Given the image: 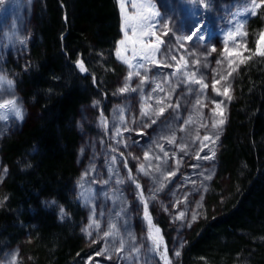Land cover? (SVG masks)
Wrapping results in <instances>:
<instances>
[{
    "label": "rangeland",
    "instance_id": "obj_1",
    "mask_svg": "<svg viewBox=\"0 0 264 264\" xmlns=\"http://www.w3.org/2000/svg\"><path fill=\"white\" fill-rule=\"evenodd\" d=\"M28 2L0 0V55L33 42L35 3L30 6ZM115 2L120 34L110 84L115 85L116 91L111 95L108 115L100 116L96 99L84 109L83 138L89 143L83 141V146L85 153L93 157L88 163L90 157L83 156L82 172L71 188L73 200L88 215L80 228L85 246L91 250L84 264H165V248L169 264H175L194 231L220 212V205L229 195L228 180L221 177L219 166L230 102L223 91L228 87L232 99L238 68L252 55L260 56L257 42L264 33V3L255 0L260 6L254 7L252 0H151L153 10L160 16L153 17V28L144 29L148 34H142L138 26L134 31L127 23L126 31H122L121 3L126 14L132 15L136 11L132 3L147 0ZM246 8L255 15L244 14ZM165 24L169 26L167 35L163 34ZM197 29V36L184 39ZM121 40L124 43L118 59L117 43ZM154 43H160L158 50L151 47ZM260 49L264 50V43ZM4 62L5 59L0 60V104L15 100L23 119L0 109V114L8 117L0 120V206L7 196L4 185L11 169L3 154L6 143L38 118L37 109L15 92L12 73L4 70ZM214 81H218L215 90ZM125 84L128 90L121 93ZM202 84L206 87L202 88ZM160 107L165 111L157 116ZM221 110L225 123L213 128V121L218 123L222 118ZM142 111L149 114L142 115ZM205 136L210 139L205 140ZM106 138L107 149L101 141ZM169 139L173 142L169 143ZM210 149L215 151L214 159H197V154L210 156ZM141 165L144 172L139 170ZM129 172L142 186L148 201L152 235L163 238L159 251L149 239L144 204ZM170 172L175 175L168 177ZM160 184H164L162 189ZM215 185L221 186V192ZM106 232L111 235L105 236ZM121 243L123 250L118 251ZM25 248L13 245L0 253V264H22Z\"/></svg>",
    "mask_w": 264,
    "mask_h": 264
},
{
    "label": "trees",
    "instance_id": "obj_2",
    "mask_svg": "<svg viewBox=\"0 0 264 264\" xmlns=\"http://www.w3.org/2000/svg\"><path fill=\"white\" fill-rule=\"evenodd\" d=\"M32 2L33 42L0 55L15 92L38 111L3 150L11 169L0 206V253L25 245L22 264H84L91 250L80 228L88 215L71 188L83 156L88 163L93 157L83 146L84 109L96 99L100 116L110 113L120 16L115 0ZM101 141L107 149L109 140ZM219 156L229 195L175 264H264V55H252L236 72Z\"/></svg>",
    "mask_w": 264,
    "mask_h": 264
},
{
    "label": "snow or ice",
    "instance_id": "obj_3",
    "mask_svg": "<svg viewBox=\"0 0 264 264\" xmlns=\"http://www.w3.org/2000/svg\"><path fill=\"white\" fill-rule=\"evenodd\" d=\"M118 3H121V0H117ZM261 3H264V0H261ZM252 4L254 7H259L260 5L259 4H256L255 0H252ZM132 8L134 10H136L132 15H127L126 12H125V5L123 3H121V28H122V31H126V23L128 25H131L133 26V30L135 31V26H138L142 32V34H148V33H145L144 32V29H152L153 28V24L151 23L153 17H159L160 16V13L157 12V11H154V5L151 3V0H147V2H141L139 4L137 3H132ZM250 12V9H245V13L244 14H249ZM250 14H253L255 15V12H250ZM242 26V24L240 25ZM165 27V32L163 33L164 35H167L168 34V25L165 24L164 25ZM199 30L200 29H197L196 31H194L192 33L191 36H187V37H184V39H187V40H191L193 36H197L198 33H199ZM151 35H156L154 32H151L150 33ZM202 38V37H201ZM157 41H159V36L156 37ZM124 41L121 40L117 43V58H121V55H120V45L123 44ZM160 43H162V41H160ZM160 43H154L151 45V47L153 49H159V46H160ZM264 43V33H261V40H258L257 44H258V54L259 55H264V50H261L260 49V45ZM145 58L147 59L148 57L145 56ZM181 59H183V57H181ZM125 63H127V61L125 60L124 61ZM77 66L80 68V71H86V68L84 67L83 65V62L82 61H77ZM129 67L131 68L132 66L129 65ZM233 72L236 71L235 68H233L232 70ZM139 75V73H137ZM229 75H231V73H229ZM132 76V73L131 71L129 72V79L131 78ZM2 79V78H0ZM197 83H201V81H196ZM215 83H218V81H214V90H215ZM8 84L11 85L12 84V81H8ZM206 87V85H203L202 84V88ZM230 87V86H229ZM128 90V85L125 84L124 87H122L119 91L121 93L125 92ZM223 95L227 97L228 100H231V96L229 95V88L226 87L223 91ZM200 101L197 100V104H199ZM178 107V105H177ZM216 107L217 108H220L221 105L219 103L216 104ZM0 109H6L10 112H12L14 114V117L16 119H19V120H22L23 119V114H22V111H21V108L16 104V101L15 100H11V101H6L4 102L3 104H0ZM165 111V108L164 107H160L158 112H156L155 114L157 116L159 115H162ZM149 113L147 112H143L142 111V115H148ZM221 119L218 121V123L216 121H213V128H217L219 126H222L224 123H225V118H224V113H223V110H221ZM8 117L6 115H3V114H0V120H3V119H7ZM152 123H156V120H153ZM205 140H209L210 137L208 136H205L204 137ZM218 139V136L212 140V143L215 144L216 140ZM172 139H169V143H172ZM206 147V145H205ZM203 150V149H201ZM211 151V155H205L203 157H201L199 154H197V159H205V160H208V159H214L215 157V151L214 150H209ZM168 153H165V156H167ZM148 156V153H145V158H147ZM157 159H159V157H157ZM179 165V161H177V166ZM125 167H127V165H125ZM140 171L144 172V166L141 165ZM158 170V169H157ZM4 172L6 173L7 172V169L5 168L4 169ZM145 175H147L148 173L145 172L144 173ZM175 175V172H170L168 174V177H171V176H174ZM210 178V177H208ZM129 179L132 180V182L135 184L136 186V189L139 191V198L141 199L142 203L144 204V216H145V219L148 221V224H149V239L152 240V243L154 245V247L156 248L157 251L160 250V246L162 244V241H163V238L162 237H159V236H153L152 235V229H153V225H152V222H151V217H150V214L148 212V201L145 199L144 197V194H143V191H142V186L140 185V183H138L133 177H132V174L131 172H129ZM164 187V184H160V188L162 189ZM157 191H159V189H156ZM61 214L63 215L64 214V210L63 208H61ZM183 217V213L180 214V218ZM193 220L196 219V216L193 215L192 217ZM93 223H96L95 221H93ZM190 226V225H189ZM97 227H98V224H97ZM85 232H87V229H84ZM155 232L158 234L159 233V229L156 228L155 229ZM89 235L91 233H88ZM111 235L110 232H106L105 233V236H109ZM123 250V243H121V248L118 249V251H122ZM179 252H176V255L179 256ZM162 259H164L165 261V264H169V261L167 260V249L165 248L164 249V253L162 255ZM13 261H15V257H13Z\"/></svg>",
    "mask_w": 264,
    "mask_h": 264
},
{
    "label": "bare ground",
    "instance_id": "obj_4",
    "mask_svg": "<svg viewBox=\"0 0 264 264\" xmlns=\"http://www.w3.org/2000/svg\"><path fill=\"white\" fill-rule=\"evenodd\" d=\"M104 144V143H103ZM148 254V253H147Z\"/></svg>",
    "mask_w": 264,
    "mask_h": 264
}]
</instances>
